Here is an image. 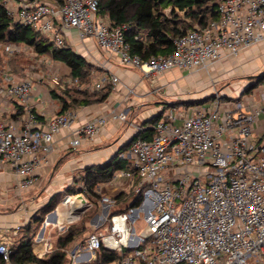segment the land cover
<instances>
[{
	"label": "built area",
	"instance_id": "2783aa9c",
	"mask_svg": "<svg viewBox=\"0 0 264 264\" xmlns=\"http://www.w3.org/2000/svg\"><path fill=\"white\" fill-rule=\"evenodd\" d=\"M99 2L0 0L10 19L31 27L55 48L69 45L64 33L74 30L81 42L93 39L121 66L139 69L147 77L175 69L208 71L264 42V0H219L218 19L177 37L170 55L144 59L131 53L127 41L135 25H113L98 14ZM0 46L8 56L36 55L26 45ZM50 77L60 82L58 74ZM108 81L112 86L120 82L116 75ZM106 82L97 79L95 89ZM256 89L243 101L221 103L218 97L211 106L173 108L163 114L152 138L133 139L129 164L103 184L102 202L112 206L114 192L135 188L142 193L141 203L112 215L106 234L88 236L86 250L95 253L104 247L116 252L119 257L110 264H264V77ZM33 90L31 78L11 81L2 89L26 110L24 119L0 121V167L15 171L18 191L36 185V171L48 163L55 136L76 117L67 110L42 114L41 121L33 109ZM111 117L126 120L123 113L111 112ZM109 119L98 115L84 123L74 131L71 145L92 142ZM74 198L68 196L65 203L72 205ZM140 221L144 224L138 233L135 224ZM11 253L10 241L0 234V255L9 262Z\"/></svg>",
	"mask_w": 264,
	"mask_h": 264
},
{
	"label": "crops",
	"instance_id": "0c3cea01",
	"mask_svg": "<svg viewBox=\"0 0 264 264\" xmlns=\"http://www.w3.org/2000/svg\"><path fill=\"white\" fill-rule=\"evenodd\" d=\"M41 1L54 3L56 0ZM64 35L73 50L99 67L97 72L100 73L102 78L109 80V77L116 75L120 82L116 86H112L109 83L111 91L104 102L72 105L69 108V110L74 111L76 117L70 127L63 129L55 136L53 150L46 157L48 163L43 164L36 171V185L29 189L18 191V176L15 171L8 166L0 167V234L4 239L10 241L12 247L25 234L22 231L23 227L30 223H32V226L35 225L33 220L38 208L36 206L38 202L43 201L45 204L53 194L67 188L75 181V178H80L90 166L103 164L118 154L120 159H129L128 143L135 136L137 129L139 127L147 128L146 122L165 110L159 105L157 107L154 106V102L157 101L159 103L157 99H162L163 101L168 96L167 93H161L158 90V86H164L167 81L172 82L171 78L174 79L182 73L181 70L175 69L172 70L173 72L170 71L161 76L147 77L139 69L121 66L116 56L101 51L93 39L81 42L76 38L74 30L65 32ZM2 44L0 43V45ZM0 49L5 54L1 46ZM51 62H53L52 66H65V73L70 77L71 70L64 63L53 59H51ZM217 69L220 72L223 71L222 74L225 71L227 77L236 76L242 78L241 83L244 88L254 83L250 79L264 72V42L244 49L235 57H228L212 65L208 71L198 70L195 72L210 73ZM51 74L46 80L47 83L42 81V79L39 80L40 83H35V74L28 72V69L24 70L22 68L18 72L9 67L0 69V121L21 120L26 117L25 107L20 105L16 99H11L2 92L3 87L7 86L9 82L21 81L26 78H31L34 82L31 101L35 112L40 114V120H44L42 114L47 116L58 114L62 106L57 99L53 98L51 91L64 94L65 84L53 82L50 79ZM92 77L93 79L97 78L95 73H93ZM170 88L173 89L175 87L171 84ZM224 93L225 89H222L223 98L225 97ZM210 94L200 98L187 99L186 102L201 101L202 103L199 106H211L215 99L220 96H217L216 92L213 91ZM64 95L66 96V94ZM213 95L215 96L212 97ZM206 97L214 99L213 102L209 105L204 104L206 101H202V99ZM167 98H170V96ZM168 101H166L168 105L177 102L174 100ZM222 102L224 101L221 100ZM231 103H233L232 100ZM197 106L198 104L194 107ZM178 107L173 106V108ZM187 108L186 106L183 109ZM111 112L123 113L126 116V120L114 119L111 117ZM98 115L110 116L106 126L96 135L92 142L82 141L79 146L73 147L71 141L74 138V131ZM122 149L126 150L122 151ZM40 156L44 157L42 152ZM101 188L102 190H99V192L104 195V186ZM114 194L116 193L114 192L112 195ZM56 221H58L57 216ZM44 236L45 232H41L36 240L37 244L32 245L31 251L34 252V257L37 259H45L52 252V247L47 252V246L49 244L53 246V243L45 239ZM84 250L72 252V264L90 263L94 260L96 252H89L86 248ZM41 253H44V255L41 256Z\"/></svg>",
	"mask_w": 264,
	"mask_h": 264
},
{
	"label": "trees",
	"instance_id": "16d2710c",
	"mask_svg": "<svg viewBox=\"0 0 264 264\" xmlns=\"http://www.w3.org/2000/svg\"><path fill=\"white\" fill-rule=\"evenodd\" d=\"M61 1L56 0L58 3ZM218 6L219 0H100L98 14L107 16L113 25L134 24L135 27L126 35L131 47V53L139 54L144 59H147L152 56H168L173 53L174 40L177 37L183 35L195 25L205 27L211 21L219 18ZM166 9L169 10V13L165 12ZM0 43L27 45L35 51L37 56L47 55L55 61L64 63L71 70L70 77L81 85L90 82L89 63L84 56L78 54L69 45L63 48H55L49 39L41 36L31 27L20 25L10 19L1 3ZM18 54H23V52ZM12 68L17 72L22 69L17 65H14V67L12 65ZM255 80L245 92L256 88L262 77H255ZM66 87L70 88V86ZM110 91L111 86L108 83L102 89L93 93H90L88 89H84L80 97H76L67 89L64 90L65 93L63 92L66 96L53 90L51 95L60 102L62 108L59 113H63L69 110L72 105L104 102L108 98ZM199 103L202 102H183L179 106ZM173 105L171 104L170 106L173 107ZM162 117L163 112H160L150 118L146 122L147 128L138 132L133 139L136 137L143 139L152 138L155 132L154 127ZM131 142L128 145L129 147ZM124 150L126 149H122V151ZM127 164H129V159H120L118 154L103 164L88 167L78 179L82 181L83 185L79 188L69 185L65 191L66 195L75 196L82 194L83 196H88L93 203H100L103 195L98 190L99 185L109 182L118 172L125 169ZM78 180H75L74 183ZM112 198L114 206L121 207L118 210H114L110 217L124 213L130 208L138 207L141 203L142 193H139L136 198L129 202H127V195L124 192H118L112 195ZM59 203V194H53L44 206L38 210L41 213V217L37 218L35 216V223L37 224L47 213L57 208ZM85 228L86 226L83 229L85 230ZM23 231H32V223L25 226ZM76 237L75 233H68L59 239L56 249L47 258L37 259L31 251L33 238L26 233L12 247L9 262H6L0 255V264H67V248L76 240ZM118 257L119 255L116 252L101 247L96 251L94 260L89 264H110Z\"/></svg>",
	"mask_w": 264,
	"mask_h": 264
},
{
	"label": "rangeland",
	"instance_id": "374dc122",
	"mask_svg": "<svg viewBox=\"0 0 264 264\" xmlns=\"http://www.w3.org/2000/svg\"><path fill=\"white\" fill-rule=\"evenodd\" d=\"M166 13H169V10H165ZM35 53V51H34ZM36 54V53H35ZM42 61V62H41ZM89 63V70L91 73L90 76V82L85 85H81L77 81L73 80L71 77L66 75V68L63 65H55L52 66L53 62H51V58L47 55H41V56H35L34 54H16L13 56H8L7 54H3L0 49V69L4 68H12V65H14L23 68L24 70L28 69V72L31 74H35V83H40V79L44 81L45 83L48 76L51 73L58 74L60 77V84H65V89L69 90L73 95L76 97H80L82 95V91L84 89H88L90 93H93L97 91L95 89V83L97 79H101L102 76L99 72V67L96 66V64L91 63L87 59ZM173 72V71H172ZM181 74L178 75V77L172 79L171 81H167L164 86H158V90L161 93H167L168 96H166L162 101V99L159 100V103L154 102V106L157 107V105L161 106L162 108H165L163 111L164 116H167L171 109V103L168 105L166 101H177L174 103L175 106H179L180 104H183V102H186L187 99H193V98H200L206 95H209L211 91L216 92L217 96H220L222 101H230L236 102V101H243L245 97H252L256 94L257 89H253L252 91L245 92L241 94L242 90L244 89V85H242V78H238L236 76L227 77V73L222 74L219 69L211 71L210 73L207 72H192L187 70H181ZM95 73L97 76L96 79H93L92 75ZM99 73V74H98ZM171 74V73H170ZM251 82H255V78L250 79ZM110 83L108 80L105 83ZM171 84H173V87L170 88ZM66 86H70V88H67ZM222 89H225V97L223 98ZM211 95V94H210ZM170 98H167L169 97ZM167 99V100H166ZM182 99V100H181ZM214 99H209L204 104H211ZM168 101V102H169ZM196 102V101H192ZM200 104V103H199ZM198 104V105H199ZM196 104H185L181 105V109L185 108L186 106L189 108H193ZM180 107V106H179ZM178 107V108H179ZM118 172L117 174H119ZM80 178H75V180H78ZM107 183V182H105ZM104 183V184H105ZM74 187L79 188L83 185L81 180L76 181L75 183L72 182ZM103 184L99 185L98 190H102ZM136 187V186H135ZM66 188L64 190L57 192L56 194H59L60 196V203L58 204L57 208H55L50 213H47L43 219L37 224L35 223V220H33V223H35L34 226H32V231H23L25 234L27 233L30 237L33 238V245L37 244V239L39 238V234L41 232H45V239H48L49 242H52V251L56 249L57 243L60 238L64 237L68 233H75L76 234V240L70 244L67 248V255H68V263L72 264V252H76L77 250L85 251L84 249L87 246V239L88 236L92 233H98V234H106L107 229L109 228V219L110 214L113 213L114 210L120 209L121 206H107L103 204L102 201L100 203H93V201H90L88 196L84 195L86 200V203L84 206L80 207L78 204L74 203L72 205L66 204L65 199L68 197L66 195ZM124 191V193L127 195V202L131 201L132 199L136 198L138 193L135 191V188H127ZM82 195V194H78ZM77 196V195H75ZM83 196V195H82ZM43 202V201H42ZM38 202L37 203V211L35 212V216L37 218L41 217V213L38 211L40 208L44 206V202ZM42 203V204H41ZM72 203V201H71ZM55 211V213H54ZM57 211V213H56ZM52 213V214H51ZM143 213H140V216H142ZM56 216L57 220L56 221ZM142 221L135 224V230L139 233L142 231L141 225ZM144 224V223H143ZM86 226L85 230L83 229ZM143 226V225H142ZM24 228V227H23ZM32 253H34L32 251ZM96 256V255H95ZM78 264H89L86 263H78Z\"/></svg>",
	"mask_w": 264,
	"mask_h": 264
},
{
	"label": "water",
	"instance_id": "95a60500",
	"mask_svg": "<svg viewBox=\"0 0 264 264\" xmlns=\"http://www.w3.org/2000/svg\"><path fill=\"white\" fill-rule=\"evenodd\" d=\"M256 77H264V72L263 73H261V74H259V75H257ZM251 84H249V85H247V86H245V88H244V90L242 91V93H244L248 88H249V86H250ZM215 95H213L212 97H214ZM210 99V97H206V98H204V99H202V101H207V100H209ZM131 142V141H130ZM130 142L128 143V144H130ZM74 202L76 203V204H78L80 207H82V206H84L85 205V203H86V199L84 198V196H82V195H77V196H75V198H74ZM54 213H55V211H54ZM52 214V213H51Z\"/></svg>",
	"mask_w": 264,
	"mask_h": 264
},
{
	"label": "bare ground",
	"instance_id": "6f19581e",
	"mask_svg": "<svg viewBox=\"0 0 264 264\" xmlns=\"http://www.w3.org/2000/svg\"><path fill=\"white\" fill-rule=\"evenodd\" d=\"M75 202H74V200H73V203L72 204H74Z\"/></svg>",
	"mask_w": 264,
	"mask_h": 264
}]
</instances>
